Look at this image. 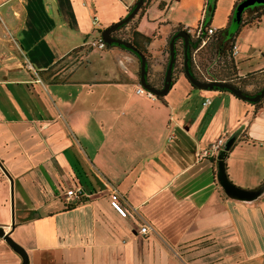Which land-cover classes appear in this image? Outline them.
<instances>
[{
  "label": "crops",
  "instance_id": "1",
  "mask_svg": "<svg viewBox=\"0 0 264 264\" xmlns=\"http://www.w3.org/2000/svg\"><path fill=\"white\" fill-rule=\"evenodd\" d=\"M134 1L0 0V162L14 218L10 228L0 168V226L27 264H264V97L194 86L174 66L165 93L137 92L133 51L84 44ZM206 1L144 0L120 37H149L135 39L157 86L170 35L211 26L208 48L236 44L220 74L254 93L264 84V3L245 7L231 30L240 0H215L210 16ZM219 163L242 193L224 185ZM73 187L79 196L65 197ZM19 263L0 237V264Z\"/></svg>",
  "mask_w": 264,
  "mask_h": 264
},
{
  "label": "water",
  "instance_id": "2",
  "mask_svg": "<svg viewBox=\"0 0 264 264\" xmlns=\"http://www.w3.org/2000/svg\"><path fill=\"white\" fill-rule=\"evenodd\" d=\"M144 0H135L127 12L117 20L113 21L109 25L103 27L100 30V37L106 43H114L126 47L133 51L139 59V83L145 89L153 92L154 94H163L168 89L170 82H171V73H172V65L175 59V47H174V40L176 38H181L182 41V72L184 76L188 79V81L197 87L201 88H220L226 89L235 94L236 96L248 100V101H256L264 95V84L254 93H247L246 91L242 90L236 84L229 82V81H203L197 79L193 73L191 72L189 63H188V51L190 45V38L189 34L185 29H177L175 30L168 39V59L163 75V80L161 86L157 87L150 84L146 80V59L144 53L132 44L130 41L116 36L113 34V31L121 24L127 22L139 9L140 5ZM264 0H240L234 8V18L238 19L241 10L246 7L250 6L253 3H261ZM0 168L4 172V174L9 179V201H10V228L13 227L14 218H13V194H12V178L10 177L9 173L6 171L2 163L0 162ZM218 176L221 178V181L224 185L229 188L230 190H236L239 193H242L241 190L235 189L231 186L230 183L225 181L224 175L222 173V168L220 167V163L218 164ZM0 237L6 241L16 252L20 255V263L19 264H27V254L25 249L22 245H20L17 241H15L10 235V229L5 230L3 227L0 226Z\"/></svg>",
  "mask_w": 264,
  "mask_h": 264
},
{
  "label": "built area",
  "instance_id": "3",
  "mask_svg": "<svg viewBox=\"0 0 264 264\" xmlns=\"http://www.w3.org/2000/svg\"><path fill=\"white\" fill-rule=\"evenodd\" d=\"M93 22H96L97 19L95 16L92 18ZM190 38V46H189V51H188V60H189V65L191 72L193 75L203 81H216V80H221V81H231V76L226 77V75H221L220 71L221 68L226 66L225 60L230 58L235 52H236V44L235 42H230L227 46V49L225 51L219 50V49H214V48H208L207 47V39L208 36L213 34L215 32V29L211 26H202L197 25L194 29H190L188 27H184ZM199 38V40H197ZM84 44H86L89 47H97V48H103L106 45V42L100 37V35H97L94 38L87 39ZM210 50V51H209ZM136 91L140 93H144L148 96H154L155 94L141 85L136 87ZM208 99H205L204 102H207ZM224 137H218L216 138L210 145V150L209 152L215 151L220 144L222 143ZM208 151V149L206 150ZM80 194V189L79 187H73V188H67L64 191L65 197H69L71 195H74L78 197ZM111 197L114 202V206L116 210L121 214V215H126L129 214L130 211L122 206L119 203L118 200V194L115 192L114 189L111 191ZM151 227L148 225L147 222H142L140 223V226L138 230L141 233L147 232L148 229Z\"/></svg>",
  "mask_w": 264,
  "mask_h": 264
},
{
  "label": "trees",
  "instance_id": "4",
  "mask_svg": "<svg viewBox=\"0 0 264 264\" xmlns=\"http://www.w3.org/2000/svg\"><path fill=\"white\" fill-rule=\"evenodd\" d=\"M238 3V2H237ZM236 3V4H237ZM264 2H261V3H258V4H263ZM214 5H215V0H207L206 1V8H205V13H206V15L207 16H210L211 14H212V11H213V9H214ZM247 7V6H246ZM245 8V7H244ZM243 8V9H244ZM243 9L241 10V12L243 11ZM241 12H240V14H239V18L238 19H235L234 18V11H233V13H232V16H231V19L237 24V25H241V24H243V19H242V15H241ZM126 23V22H125ZM125 23H123V24H121V25H119L114 31H113V34L115 35V31L116 30H119V29H121L124 25H125ZM132 36H129V37H123L124 39H126V40H128V41H130L132 44H134L136 47H138L143 53L145 52V49H144V47H143V45H141L139 42H137L136 41V39H135V37L136 36H139L140 38V41H148L149 40V37L148 36H145V35H143V34H141V33H139L138 31H132V34H131ZM120 36H122V35H119V37ZM197 40H199V38H197ZM107 44H114V43H106V45ZM105 45V46H106ZM176 53V52H175ZM167 63V62H166ZM227 67H231V62H230V60L228 59V60H225V63H224ZM172 66H174V63H173V65ZM231 69V68H230ZM232 83H234V84H236L238 87H240L241 89H242V83H243V78H241V77H239L238 78V80H236V81H232ZM216 89H220V88H216ZM243 90V89H242ZM262 97H264V95L262 96ZM261 97V98H262ZM261 98H259L258 100H256V101H254V103H257V102H259V100L261 99Z\"/></svg>",
  "mask_w": 264,
  "mask_h": 264
},
{
  "label": "rangeland",
  "instance_id": "5",
  "mask_svg": "<svg viewBox=\"0 0 264 264\" xmlns=\"http://www.w3.org/2000/svg\"><path fill=\"white\" fill-rule=\"evenodd\" d=\"M255 4H258V3H253L252 5H255ZM252 5H250V6H252ZM235 27H236V23L234 21H232V26L230 27L231 30L234 29ZM121 29H123V28H121ZM115 35L116 36L122 35V30H116L115 31ZM260 38L264 40V32L261 34V37ZM176 41H177V53H176L177 56H175V59H174V67H175V70L177 71V70H182V65H181L182 58H181V46H180L181 43H180V38L178 37ZM254 54H255V56H257L259 58L261 57L259 51H255ZM161 84H162V82L160 81L157 84V86H161Z\"/></svg>",
  "mask_w": 264,
  "mask_h": 264
}]
</instances>
